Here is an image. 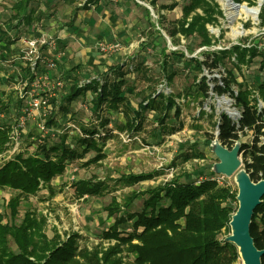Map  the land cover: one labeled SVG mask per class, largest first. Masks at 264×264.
Masks as SVG:
<instances>
[{"label": "rangeland", "instance_id": "374dc122", "mask_svg": "<svg viewBox=\"0 0 264 264\" xmlns=\"http://www.w3.org/2000/svg\"><path fill=\"white\" fill-rule=\"evenodd\" d=\"M14 1L0 0V32L6 31L11 38H16L15 43L7 46L6 51L4 42H0V47H2V50L0 48V91L4 102L11 104L8 108H5L8 111L7 115H3L0 120L6 123L12 121L13 126L16 127L17 109L21 106V113L28 112V114H25L24 124L18 126V128L16 127L20 135L19 147L22 149L20 153L25 155L39 151L44 142L48 144L55 141L57 133L60 132L67 133L68 140L74 143L71 135L82 134V127H96L99 129L98 135L94 137L102 147L105 155L96 163L81 165L95 154L94 151H89L83 158L67 163L65 171L51 179V184L56 189L55 193H49L46 189H40L35 194L19 193V191L11 188H0V212L4 213L3 221L10 219L9 209L6 206L7 201L10 197L18 195V214L14 217L15 222H19L24 212L31 209L39 214L46 215L47 226L45 230L49 235H52L55 230L61 236L77 231L82 235L81 244H87L88 246L97 243L106 244V241L102 238V231L112 224L115 215H108L104 207L110 203L112 197L116 199L117 203H121L124 194L129 193L132 189L155 186L175 175L179 176V180H185L186 176H183V173H194L197 176L195 179H197L213 171L218 158L212 146L207 145L205 141L208 134L215 137V121L218 119L219 113L223 111L228 115L227 112L237 111L236 113L240 115L239 107L235 105L234 99L228 93L216 95L209 91V96L203 99L201 104L199 102L201 101L200 97L196 98L185 93L187 87L193 81V71H190L186 66H182L181 62L174 66L171 63L172 61H169V58H165V55L161 53V49L165 44L166 55H168L169 50H178L183 51L186 57L196 56L203 59V52L206 50L228 48L238 42H242L244 45L256 43L264 47L262 38L264 25L260 24L258 14L262 0H253V3L252 0H250L251 2L249 0H214L220 6L222 15L217 16L216 22L206 24L212 42L210 45L200 46L199 37L194 36L191 39V46L193 47L191 54L186 51L184 47L185 40L181 35L178 36L179 43L172 44L171 38L165 31V28L169 27L171 22L181 15V7L188 0H155V7L149 4V0H136L143 7L148 8L151 20L148 19L143 7L134 4L132 0H92L91 2L95 6L91 5L90 8L85 10L79 9L74 16L76 7L81 6L85 0L31 1L29 7H36V15H41L43 18L39 21H33L29 26L17 25L14 18H12L11 5ZM171 2L177 3L173 9L169 10L161 7V5ZM240 4L257 6V15L255 17L245 13L237 15L234 6ZM74 17L75 19L78 17L82 21V26L77 25V29L74 30L76 36L72 35L67 40H63L66 43L61 46L63 41L55 38L58 29L63 25L65 26L69 23L68 20L74 19ZM49 22L52 23L46 26V23ZM109 22L111 24L109 36H107L109 38L105 39L103 29ZM151 22L154 27L150 25ZM61 23L63 25L60 27L59 24ZM156 29L159 30L164 40L158 38ZM49 31H53V35ZM119 32L121 34H118ZM37 33L43 35V37H51L53 40L60 41L57 42L59 45L54 52L60 53V51L65 50L66 46L71 47L72 52L69 53L66 61L70 60L69 63H75L71 68L80 67L79 72H76L77 69H75L78 81L89 80L100 75L109 66L121 63L123 71L127 74L128 84L134 87L131 95L133 103L140 101L143 94L153 91L162 92L164 97L154 96L155 111L145 110L143 112L145 119L136 130L132 131L126 128V116L121 108L109 110L105 105H102L101 110L96 112L90 107V96L76 98L70 104V108L58 110L54 114L53 118L56 121L54 125L49 123L50 113L44 116L42 110L29 108V100L32 97L47 98L50 93H54L55 96L52 97L51 101L58 105L61 92L63 93L69 84L64 79L65 74L63 75L60 71L62 68L58 70L56 59V65L52 69H49L45 64H41L43 73H47L49 78L47 77L44 84L35 89L34 95L30 90V86L25 84L26 79L29 80V78H26L28 77V75H25L27 69L22 65V61L32 62L27 52L26 41L29 38L36 37ZM115 34L119 35L120 39H115ZM90 37L94 39L89 41L88 38ZM101 42L107 45L116 42L121 44L119 43V50L104 51L98 45ZM79 45H82V47L77 48ZM86 46L90 47L91 51L89 49L87 51ZM39 48L41 47L39 46ZM109 51L112 55L107 57L106 54ZM88 52L91 53V56H88L89 61L88 57L85 56ZM116 52L120 55L116 56ZM105 57L108 60L103 62ZM176 59L175 61H180V58ZM260 59V56H256L250 63L241 64L240 69L233 66V58L230 60L225 59L224 65H218L212 69L204 65L198 75H205L207 82L212 86L214 79L221 83L226 68L232 69L237 80V85L233 86V89L236 90L237 86L247 85L256 91L258 81H264V70L260 67ZM164 60L170 63L167 64L166 71H171L175 67V74L169 83L165 80L162 68ZM192 66L191 63L189 67ZM108 76L111 79L112 72H109ZM59 79L62 81L60 87L56 84ZM254 93L257 96V93ZM168 95H172L175 103L165 109L166 117L164 122L160 123L157 118L161 115L160 109H163L160 106L165 102L164 99ZM221 99L228 100L230 105L219 103ZM210 105L214 108L211 116ZM258 106L264 108V99L259 97ZM176 107L179 108L178 115ZM201 108L205 109L207 114L200 115ZM100 118L107 119L108 124L104 127L99 126ZM40 121H45V125L51 128V131L44 132L40 130L38 127ZM252 136V132H247L246 135L240 136V140L249 142ZM185 151L187 153L201 151L205 153V156L192 157L184 161L181 157ZM2 155L6 157L8 153L3 152L0 156ZM172 159L176 165L170 166ZM240 168H243V163ZM152 170H158L160 173L149 180L131 186L109 181L107 193L100 197L85 194L78 196L71 185L73 181L79 178H115L122 173L131 171L147 172ZM233 175H223V182L233 189H237ZM232 204L235 205V202H232ZM140 207L141 199H135L130 210L135 211ZM119 229L124 232L129 231L130 223L120 224ZM230 232L231 229L229 232L225 230L220 233L219 237L222 239ZM10 244L13 247L11 241ZM236 264H242L240 257H238Z\"/></svg>", "mask_w": 264, "mask_h": 264}, {"label": "trees", "instance_id": "16d2710c", "mask_svg": "<svg viewBox=\"0 0 264 264\" xmlns=\"http://www.w3.org/2000/svg\"><path fill=\"white\" fill-rule=\"evenodd\" d=\"M31 1L40 0H15L11 8L12 18L17 25L29 26L33 21L43 18L36 15L37 8L29 7ZM92 0H85L79 9L89 8ZM136 5L142 6L138 1L132 0ZM149 4L155 7V0H149ZM249 2H251L249 0ZM254 1L252 0V3ZM176 2L161 5L167 9H173ZM143 7V6H142ZM147 17L151 20L148 8L143 7ZM40 14V12H38ZM260 24L264 25V0L259 10ZM222 15L218 3L214 0H188L181 7V15L165 28L171 38L172 44H178V36L185 40L184 47L190 54L193 52L191 39L199 37L200 46L210 45L212 37L209 34L207 23L217 21V16ZM151 26L154 27L152 22ZM158 38L163 39L156 29ZM264 40V35L262 36ZM16 38H11L6 31L0 32V42L4 46H11ZM165 42V41H164ZM164 44L161 53L175 66L181 62L182 66L193 71V81L187 87L185 93L202 100L209 96V91L216 95L228 93L234 103L240 109V116L233 120L225 112L219 113L215 126L218 127L217 138L225 146L231 147L235 140L247 132L253 136L249 142L241 141L240 153L243 168L252 181L264 178V109L258 107V99H264V81H258L256 91L247 85H237L236 76L232 69L226 68V73L221 83L216 79L210 86L205 75L198 72L206 65L209 69L218 65H224L225 59H232L234 67L240 69L243 63H250L254 57L260 56V67L264 70V47L256 43L244 45L242 42L231 45L228 48L206 50L204 58L187 56L183 51L169 50L165 53ZM2 50V47H0ZM176 58H180V61ZM174 60V61H173ZM29 63V62H27ZM192 67H189L191 65ZM167 60L163 61V72L167 83L171 82L175 74L174 68L166 71ZM39 64L33 69L27 66L29 80L34 77ZM121 63L113 64L100 75L80 84L74 74H65L64 79L69 84L58 100V105L52 102V110L49 114V123H56L54 114L58 110H67L70 104L78 97L90 96V107L96 112L101 106L109 110L122 109L126 116V128L129 131L136 130L145 119V110H154L156 105L154 96L164 97L162 92H150L143 94L142 99L133 103L131 99L133 85L128 84L127 74L123 71ZM112 72L110 79L108 73ZM254 92L257 93L255 96ZM165 102L160 106L161 115L158 122L163 123L166 117L165 109L171 107L175 101L172 95L166 96ZM11 104H6L0 91V108L4 110ZM134 107H133V106ZM54 106L56 107L54 109ZM4 107V109H3ZM211 115L214 108L210 105ZM6 115L8 111H5ZM178 115L179 108L176 107ZM200 115L207 114L201 108ZM159 115V114H158ZM157 116V115H156ZM101 127L108 124L107 119H99ZM82 134L71 135L74 143L68 140L67 133H57V139L50 143L44 142L39 151L30 154L14 153L8 158L0 159V188H11L19 193L35 194L40 189H46L49 193H55V186L51 179L65 171L67 163L83 158L87 152L95 154L85 160L81 165L96 163L105 154L97 142L96 127H82ZM12 125L0 121V154L3 153L10 142ZM214 135L208 134L206 144L209 145ZM204 152L182 153V160L192 157H204ZM176 165L172 159L170 166ZM160 171L122 173L118 177H106L96 179L93 177L79 178L71 183L75 194L100 197L107 193L108 182L122 183L125 186L149 180L158 175ZM185 180H179V176L148 186L144 189H132L124 194L121 203L111 198L104 209L108 215H115L112 224L102 231L104 243L88 246L81 244L82 235L77 231L60 235L57 230L52 235L47 234V218L35 210L27 209L19 222L14 221L18 214L19 196L9 198L6 206L9 209L10 219L3 221L4 213L0 212V264H236L239 253L237 246L226 236L219 237L223 231H230L229 222L232 214L238 206L237 189L226 183H219L216 179L220 176L214 171L204 176L197 177L194 173H183ZM135 199H141V207L131 211L130 208ZM235 202V205L232 204ZM130 223V230L124 232L119 229L120 224ZM249 232L254 245L258 249H264V194L256 205L249 225ZM10 241L13 244H10ZM264 264V252L260 258Z\"/></svg>", "mask_w": 264, "mask_h": 264}, {"label": "water", "instance_id": "95a60500", "mask_svg": "<svg viewBox=\"0 0 264 264\" xmlns=\"http://www.w3.org/2000/svg\"><path fill=\"white\" fill-rule=\"evenodd\" d=\"M216 125L215 137L210 144L218 161L213 171L225 176L233 175L242 165L240 153L241 141L235 140L231 147L223 145L217 138ZM245 179L237 184L238 206L229 222L231 232L225 238L237 246L242 264H261L264 249H258L249 232L251 217L256 205L264 194V178L252 181L244 168Z\"/></svg>", "mask_w": 264, "mask_h": 264}, {"label": "built area", "instance_id": "2783aa9c", "mask_svg": "<svg viewBox=\"0 0 264 264\" xmlns=\"http://www.w3.org/2000/svg\"><path fill=\"white\" fill-rule=\"evenodd\" d=\"M26 42H27V52L29 53L30 58L32 59V62L30 61L31 64L29 63L31 66V69H33V67L36 64H39L38 68L36 69L34 77L31 78L30 80L26 79V81H25V84L30 86V90H32V94L34 95L35 89H38L42 84H44L47 77L49 78V75L47 73H43V71L42 72L38 71V69L41 68V64H45L49 69H52L53 67H55V62L53 60L44 59L43 55L40 52L39 46L40 47L43 45L54 46L53 45L54 40L51 37H43V35L37 33L36 37L29 38ZM98 45L100 46V48L102 50L107 51L110 48H112V49L116 48L119 45V43L116 42V43H112L111 45H107V44L101 42ZM86 81H88V79L81 80V81H79V83L82 84ZM56 84L59 87L62 86L61 79H59ZM53 96H55L54 93L53 94L50 93L47 98H43V99H42V97H32L28 103L29 108H32L35 110L36 109L42 110V112H43L42 114L44 116H47V114H49L52 110V101L51 100H52ZM259 108H262V107H259ZM25 110H27V109H25ZM5 111H6V109H4V110L0 109V118L6 114ZM236 112L237 111L234 112L235 115H232L231 112H227V113L233 120H237L240 115H238V113H236ZM25 114H28V112L25 111L24 113H21V106H20L19 109H17V116L15 117L17 119V126H16L17 128H18V126H20V125L22 126L24 124ZM8 124L12 125V132H11V136H10L11 139H10V142L8 144V147L4 151V153H8V155L6 157H9L16 152L19 153L20 151H22V149L19 147L20 146V140H19L20 135L17 131V128L13 126L12 121H10V123H8ZM38 127L40 128V130H43L44 132H48V130L51 131V128H49L47 125H45V121H40L38 123ZM42 139H43V137H42ZM4 157H5V155H2V156H0V159H4ZM223 178H224L223 175L216 177V179L218 180L219 183L223 182Z\"/></svg>", "mask_w": 264, "mask_h": 264}, {"label": "crops", "instance_id": "0c3cea01", "mask_svg": "<svg viewBox=\"0 0 264 264\" xmlns=\"http://www.w3.org/2000/svg\"><path fill=\"white\" fill-rule=\"evenodd\" d=\"M135 4V3H134ZM92 6H95L94 4H91ZM90 5V6H91ZM90 8V7H89ZM85 9H88V8H85ZM85 9H81V10H85ZM74 16V15H73ZM73 19V18H72ZM72 19H70V20H68L69 21V23H67V24H65V26L63 25V23H61V24H59V26L61 27L62 25V27L60 28V29H58V34L55 36V38L56 39H59V40H61V41H63V40H67L69 37H71L72 35H74V36H76L75 34V29H77L76 28V26L78 25H81V23H82V21H80V19L78 18V17H76V19H75V17H74V19L72 20ZM52 22H49V23H46V26H49L50 24H51ZM49 24V25H48ZM56 25V24H55ZM82 26V25H81ZM110 26H111V24H110V22L109 23H107V25L105 26V28L102 30L103 31V34H104V38L105 39H108L109 37H107V36H109V29H110ZM54 27V26H53ZM52 27V28H53ZM56 31V30H55ZM50 32V34L51 35H53V31H49ZM52 32V33H51ZM78 32V31H77ZM118 34H121V32H119ZM85 36H87V35H85ZM84 36V37H85ZM56 39L54 40V43H53V45L54 46H48V45H43V46H41V48H40V50H41V54L43 55V57H44V59H48V60H53L54 62H55V59H56V61L58 62V70L60 69V68H62L60 71H61V73H63V75L64 74H68V73H71V66H74L75 65V63H69L70 62V60L67 62L66 60H67V58L69 57V53H71L72 51H71V47H67L66 46V48H65V50H63V52H61L60 51V53H58L57 51L56 52H54V50L58 47V43L60 42H58V41H56ZM94 39V38H93ZM92 39V37H90V38H88V40L89 41H92L93 40ZM115 39H120V36L119 35H117V34H115ZM129 39V38H128ZM142 39V38H141ZM58 42V43H57ZM66 42L65 41H63V43H62V45L61 46H63V44H65ZM118 43H120V42H118ZM121 44V43H120ZM80 47H82V45H79V46H77V48H80ZM119 47H120V45H118L116 48H113V49H109V50H113V51H115V50H119ZM7 46H5L4 47V49H5V51L7 50ZM88 49H89V51H91V49H90V47H87L86 46V50L88 51ZM119 52V51H118ZM118 52H116V56H119L120 55V53H118ZM90 54V55H89ZM106 55H108L107 57H109V56H111L112 54H110V51L108 52V54H106ZM86 57H90L91 56V53H86V55H85ZM89 57H88V61H89ZM107 57H105L104 59H103V62H105L106 60H108V58ZM76 60H77V58H76ZM24 62V63H23ZM59 64H60V66H59ZM71 64V65H70ZM22 65L24 66V68L25 69H27V65H28V63L27 62H25V61H22ZM55 65H56V62H55ZM75 69H77L76 70V72H79V69H80V67H78V68H74V74H75ZM38 71L39 72H42V67L41 68H39L38 69ZM27 72V71H26ZM25 72V73H26Z\"/></svg>", "mask_w": 264, "mask_h": 264}, {"label": "bare ground", "instance_id": "6f19581e", "mask_svg": "<svg viewBox=\"0 0 264 264\" xmlns=\"http://www.w3.org/2000/svg\"><path fill=\"white\" fill-rule=\"evenodd\" d=\"M233 8V7H232ZM234 8L236 9V14H240V13H245V14H251L253 17H255L258 13V7L257 6H248L246 4H240V5H235ZM219 103H223L225 105H230L228 100L225 99H221L219 101ZM232 113V115H235V113L233 111H230ZM234 181L236 183V185L245 179V174L243 172L242 169H238L234 175Z\"/></svg>", "mask_w": 264, "mask_h": 264}]
</instances>
